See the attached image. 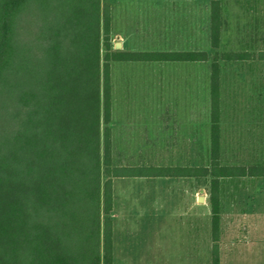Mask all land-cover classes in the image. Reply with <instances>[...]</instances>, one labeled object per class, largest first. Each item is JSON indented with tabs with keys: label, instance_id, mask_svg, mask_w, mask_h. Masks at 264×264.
<instances>
[{
	"label": "trees",
	"instance_id": "16d2710c",
	"mask_svg": "<svg viewBox=\"0 0 264 264\" xmlns=\"http://www.w3.org/2000/svg\"><path fill=\"white\" fill-rule=\"evenodd\" d=\"M216 51L112 49L108 0H0V264H114L113 179L210 175L214 241L218 177L264 175V165L221 163L223 61L264 54L220 52L219 0H212ZM211 61V165L115 163L114 61ZM213 264H219L216 247Z\"/></svg>",
	"mask_w": 264,
	"mask_h": 264
},
{
	"label": "rangeland",
	"instance_id": "374dc122",
	"mask_svg": "<svg viewBox=\"0 0 264 264\" xmlns=\"http://www.w3.org/2000/svg\"><path fill=\"white\" fill-rule=\"evenodd\" d=\"M225 1L227 5L222 8L225 24L217 50H262L263 8L230 6L231 0ZM112 10L113 50H205L211 55L216 51L209 38L208 7L184 8V13L182 8H158L159 15L154 13L155 8L152 13L151 8H145L146 12L138 17L140 20L133 23L124 8L115 6ZM162 10L167 15H162ZM219 61L221 163L245 166L263 163L264 62ZM210 75V60L112 62L115 163L211 165ZM211 179L204 174L190 182L169 177L116 179L111 216L117 250L125 245L126 235L133 237L136 233L127 229H140L137 233L142 235L131 238V244H149L152 224H157L160 230L171 225L174 238L182 237L183 228L176 231L173 226L189 221L188 214H184L191 205L189 187L200 182L205 189L203 201L208 202V212L212 211ZM225 199L220 194V207ZM212 222L213 213L207 219L208 244L212 241Z\"/></svg>",
	"mask_w": 264,
	"mask_h": 264
},
{
	"label": "crops",
	"instance_id": "0c3cea01",
	"mask_svg": "<svg viewBox=\"0 0 264 264\" xmlns=\"http://www.w3.org/2000/svg\"><path fill=\"white\" fill-rule=\"evenodd\" d=\"M111 6V15L115 6L125 9V14L130 23L137 22L140 15L146 12L145 8H151L150 13L156 14L158 8H209V38L211 39V6L212 0H108ZM227 5L225 0H219L221 7L222 28L225 24L222 8ZM230 6L263 8V40H264V0H231ZM137 8H143L139 10ZM153 9V10H152ZM129 10V11H128ZM162 15L165 10H162ZM168 13V10L166 11ZM111 17V29H112ZM139 17V18H138ZM158 20L156 21V23ZM112 33V32H111ZM125 52H176V51H205V50H168V51H140V50H121ZM250 53H258L252 50H236ZM160 61V60H154ZM264 62V59L262 60ZM178 62V61H176ZM113 108V101H112ZM113 118V111H112ZM112 124V123H111ZM112 127V125H111ZM113 131V128H112ZM113 140V137H112ZM113 149V142H112ZM264 165V161L262 163ZM130 165V164H122ZM160 166V165H152ZM161 166H185V165H161ZM191 166V165H190ZM200 167V166H197ZM143 177H169L173 179H183L189 181L195 179L198 175L184 176H123L113 179L114 199H115V181L120 178H143ZM197 186L189 187L191 205L184 210L188 214V223L175 225L174 230L183 228L182 237L174 238L171 225L165 230L159 229L157 224L151 225V235L149 244L140 245L138 242L131 244V238L137 239L140 229L132 230L133 237L126 235L125 245L117 250L115 244V227L113 226V263H141L150 262L153 264H201L213 262V249L216 247V254L219 264H264V175H231L218 177L217 191L222 198L226 199L221 205L219 212L220 224L217 231V237L214 241V230L211 225L212 241L208 244L207 237V219L212 215V211L207 210V201H203L202 194L205 189L201 187L200 182ZM230 183V185H226ZM195 199V200H194ZM115 206V205H114ZM114 210V207H113ZM112 210V212H113ZM111 212V213H112ZM209 215V216H208ZM191 216V217H189ZM113 218V217H112ZM114 220V218H113ZM213 224V223H212ZM164 231H171L164 233ZM175 232V231H174ZM165 239V240H164ZM138 241V240H135ZM149 250H146L145 248Z\"/></svg>",
	"mask_w": 264,
	"mask_h": 264
}]
</instances>
